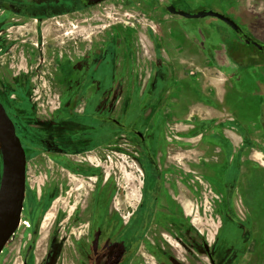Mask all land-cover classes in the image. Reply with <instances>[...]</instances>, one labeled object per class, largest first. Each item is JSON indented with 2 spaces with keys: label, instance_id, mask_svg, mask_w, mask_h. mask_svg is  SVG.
<instances>
[{
  "label": "rangeland",
  "instance_id": "rangeland-1",
  "mask_svg": "<svg viewBox=\"0 0 264 264\" xmlns=\"http://www.w3.org/2000/svg\"><path fill=\"white\" fill-rule=\"evenodd\" d=\"M204 2L109 0L81 12L88 19L86 22L51 21L36 30L37 39L19 36L26 43L14 47L16 54H10L11 58L4 55L0 59L2 65L11 66L17 73L19 63H25L19 54L24 47L30 53L32 65L43 63L48 68L34 74V90L36 95H42L38 100L10 99L17 90L0 76V88L6 93L0 94V101L10 116L22 124L20 136L29 156L23 221L33 220L39 212L44 217L32 258L35 264L45 263L50 245L55 249L54 264H64L66 255L72 254L75 242L86 229L85 226L78 229L76 206L89 204L96 182V193L99 191L101 197L105 194V200L108 198V203L111 202L110 210L120 213L124 221L142 201L144 188L149 241L156 238L158 224L172 228L169 225L173 223L172 217L161 215H167L169 209L189 220L198 235L199 230L204 232L208 244L216 246L218 264L222 259L217 253L220 244L227 243L230 247L237 231L245 232L247 242L234 264H255L256 260L264 264V68L245 69L238 77L221 72L186 36L190 35L189 25L195 20L181 25L183 20L167 11L169 5L195 8ZM236 6L245 15L255 14L264 11V0H236ZM33 25L19 32L31 33L30 37L37 35ZM104 41H110L114 47L116 78L121 82L111 88L110 101L101 102L99 110L125 124L128 117L132 121L137 117L133 127L148 132L154 140L149 153L156 164L148 163L136 137L129 139L117 129L115 145L110 149L100 147L74 156V160L86 162L81 155L83 158L88 155L90 162L100 163L98 181L95 176L84 178L62 172L67 183L54 177L50 182L45 140L38 135L44 129L33 127L35 124L24 125L25 117L36 113L46 116L59 107V97L68 94H63L65 74L54 70L64 56L80 55L86 49L92 52L90 47L102 48ZM61 99L62 106L67 101ZM84 108L83 101L77 110ZM156 166L158 173L154 172ZM1 173L0 154V179ZM64 184L68 193L64 191ZM47 187L57 190L51 205L47 203ZM152 188L157 189L158 196ZM101 197L100 202L104 199ZM171 202L175 203L174 210ZM64 225H67L65 230ZM25 229L23 225L10 242L2 256L5 263L11 260L13 264H21L18 256L26 249L31 236V229ZM163 234V242L175 250L180 260L184 259L185 253L178 245L180 240L166 232ZM195 238L198 243V236ZM195 259L194 264H209L201 254L196 253ZM147 260L152 264L149 255Z\"/></svg>",
  "mask_w": 264,
  "mask_h": 264
},
{
  "label": "flooded vegetation",
  "instance_id": "flooded-vegetation-1",
  "mask_svg": "<svg viewBox=\"0 0 264 264\" xmlns=\"http://www.w3.org/2000/svg\"><path fill=\"white\" fill-rule=\"evenodd\" d=\"M107 1L109 0L93 4L94 0H0V59L4 55H9L11 58L10 54H16L14 47L19 46V43L25 42V40H19L21 39L19 36L37 39L38 32L36 30L40 29L44 23L51 21L86 22L88 19L84 15H80V13ZM169 6H174L176 9L183 10L189 14H195L200 11H214L229 18L237 25L238 31H235L230 25L216 16L184 18L179 15H173L183 20L181 25H184L188 20H195L191 24L189 23L191 32L190 35L186 34V36L193 45L203 51L211 65L218 68L221 72L228 73L231 71L232 73L229 76H236L245 69L264 68V37H261V34L264 36V30L260 29L261 26L252 22L243 12L236 8V0H206L204 4L195 8L190 6L182 8L178 5ZM32 25L37 35L30 37L31 33L26 35L19 32L21 28H28ZM15 40H19V42ZM253 42L259 44L261 48ZM104 43L106 44L102 48L94 47L95 45L92 48L90 47V49H93L92 52H87L86 49L80 55L64 56L63 60L57 64V67H54V70L60 71V74H65L67 81L64 86L66 90H63V94L66 92L68 94L66 96L61 95L59 97V107L50 111L46 116L36 113L25 117L24 125L32 126L35 124L36 126L33 127H43L44 129V132L38 135L43 136L42 139L45 140L47 157L50 161L47 166L50 182L53 181L54 177L57 181L67 183L66 176L62 172L68 175L72 173L84 178L95 176L96 181H98L100 170L97 167L100 166V163L93 164V162H90L88 155L84 156V158L81 155V158L86 162L74 160V156H78L76 155L77 152L84 151L85 153H81L88 154V152L98 150L100 147L110 149L111 146L115 145L117 129L122 130L123 135H127L129 139L133 136L136 137L139 148L143 151L144 157L149 161L148 163L151 165L156 164L149 153L154 140L151 139L148 132L144 133L135 130L133 127L137 117L134 118V122L128 117L129 121L125 124L123 121L117 120L115 116L102 114L99 110L101 102L110 101L111 88L116 87L121 82L119 78H116L114 47L110 41H104ZM32 45L34 47L38 46L36 43H32ZM19 54L22 55L25 63L24 65L19 63L20 66L18 65V68L20 70L17 73L10 68L11 66H4L2 65L3 62L0 63L2 65L0 67V76L6 79L8 86L17 90L9 98L13 97L17 101L29 98L38 100L42 95H36L34 90V74L37 71L42 72L43 68H47V66L43 63L32 65L30 53L24 47L19 51ZM5 63L7 64L8 61ZM122 84H125V82ZM89 88H91V94L88 95L90 92ZM2 93H4V90L0 88V94ZM61 98L67 101L62 106L61 103L63 101ZM83 101L85 108L82 111H78L77 107ZM1 103L5 108L4 103ZM90 103L93 106H89L88 104ZM95 107L97 110H95ZM6 112L15 125L16 134L26 154V188L19 226L2 249L0 264H13L11 260L5 263V260H2V256L23 225L26 226L25 230L31 229V236L26 249L18 257L21 258V264H35V262H32V258H34L37 242L42 233L44 217L43 213L39 212L33 220L23 221L27 196L29 156L20 136L19 128L21 123L16 122L7 110ZM24 127L26 129V126ZM198 130H201V127ZM36 134L33 133V135ZM97 155H99V151H97ZM52 160L54 161L52 162ZM158 170L157 166L154 167L155 173H158ZM96 184L93 185L92 193L89 196V204L83 207L82 203H78L76 206L75 214L79 222L76 224H78V229L83 226L86 227V229H83L85 234H79L81 237L75 242L72 254L66 255L63 261L64 264H148V255L154 261H152V264H194L196 253L205 256L209 264H212V262L213 264H218L215 260L216 246L208 244L204 232L199 230L198 235L189 220L187 221L184 216H182L183 219L178 217L177 214L171 213L169 209H167V215H161L172 217L174 224H169L172 228L160 223L157 225L158 233L155 235L156 238L152 241L148 240L149 225L146 221L148 207L143 202V199L146 198L143 195L144 188L142 190V201L130 214L129 218L124 221L122 220L124 217L120 213L110 210L111 202L108 203V198L105 200V194L101 197L99 191L96 193ZM158 184L159 180L157 179L156 188ZM66 185L64 184V191L68 193L69 189L65 187ZM54 190H56V187H51L50 189L47 187L46 189V196L49 197L47 203L49 205L52 204L51 200L56 195ZM152 190L154 191V188ZM149 193L153 194L152 191ZM154 194L158 196L157 189ZM100 197L104 198L101 199L102 202L99 201ZM171 203V208L174 210L175 203ZM166 205L168 204L166 203ZM174 218L182 220L181 223H176L173 220ZM80 220L81 222H86V225L81 223ZM66 227L67 225H64L63 230ZM174 229H177L178 232L173 233ZM163 232L180 240L181 243L177 244L185 253L183 255L184 259L180 260L178 255H175V250L163 242ZM196 236H198V243H196ZM246 242L247 236L244 231H237L236 239L233 240V244L230 247L227 243L222 242L217 250V253L221 254L222 257L220 264H234L242 256ZM177 253L179 254L178 251ZM46 257L44 264L55 263V249L51 245L47 248ZM255 264L260 263L256 260Z\"/></svg>",
  "mask_w": 264,
  "mask_h": 264
},
{
  "label": "water",
  "instance_id": "water-1",
  "mask_svg": "<svg viewBox=\"0 0 264 264\" xmlns=\"http://www.w3.org/2000/svg\"><path fill=\"white\" fill-rule=\"evenodd\" d=\"M106 0H94L93 4ZM167 11L172 15L184 18H201L216 16L238 31L237 25L229 18L214 12L200 11L189 14L178 10L174 6H168ZM261 48L259 44L253 42ZM232 72L230 71L229 74ZM227 74V73H226ZM0 154L2 161V173L0 179V253L11 236L16 232L19 223L26 188V154L13 121L0 102ZM213 264V262H212Z\"/></svg>",
  "mask_w": 264,
  "mask_h": 264
},
{
  "label": "crops",
  "instance_id": "crops-1",
  "mask_svg": "<svg viewBox=\"0 0 264 264\" xmlns=\"http://www.w3.org/2000/svg\"><path fill=\"white\" fill-rule=\"evenodd\" d=\"M246 17H248L252 22H255L261 26L260 29L264 30V11L255 14H246ZM261 37L264 36L261 34ZM236 77H238V75H236Z\"/></svg>",
  "mask_w": 264,
  "mask_h": 264
}]
</instances>
